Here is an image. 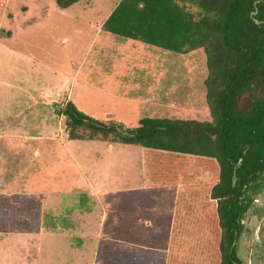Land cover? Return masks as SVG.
I'll use <instances>...</instances> for the list:
<instances>
[{"label": "rangeland", "instance_id": "rangeland-1", "mask_svg": "<svg viewBox=\"0 0 264 264\" xmlns=\"http://www.w3.org/2000/svg\"><path fill=\"white\" fill-rule=\"evenodd\" d=\"M117 1L60 10L55 0H0V212L14 217L0 226V264H97L101 238L204 263L200 208L176 207L179 188L147 182L140 147L70 140L52 103L128 128L146 116L209 120L202 53L107 35Z\"/></svg>", "mask_w": 264, "mask_h": 264}, {"label": "trees", "instance_id": "trees-1", "mask_svg": "<svg viewBox=\"0 0 264 264\" xmlns=\"http://www.w3.org/2000/svg\"><path fill=\"white\" fill-rule=\"evenodd\" d=\"M82 1L55 4L67 10ZM102 28L172 56L200 51L206 69L200 88L209 120L146 116L128 128L85 115L68 101L60 110L55 107L66 117L68 138L140 147L147 182L179 188L176 207L200 208L202 216L194 220L205 235L203 264H237L231 246L235 184L254 164L264 167V0H118ZM202 172L210 176L207 184L199 180ZM33 215L31 230L39 233L41 210ZM13 219L0 212V226ZM95 261L180 264L170 252L105 238L97 244Z\"/></svg>", "mask_w": 264, "mask_h": 264}, {"label": "flooded vegetation", "instance_id": "flooded-vegetation-1", "mask_svg": "<svg viewBox=\"0 0 264 264\" xmlns=\"http://www.w3.org/2000/svg\"><path fill=\"white\" fill-rule=\"evenodd\" d=\"M246 172L235 184L238 207L231 246L237 264H264V167L254 164Z\"/></svg>", "mask_w": 264, "mask_h": 264}, {"label": "water", "instance_id": "water-1", "mask_svg": "<svg viewBox=\"0 0 264 264\" xmlns=\"http://www.w3.org/2000/svg\"><path fill=\"white\" fill-rule=\"evenodd\" d=\"M254 14H256V12ZM256 23H259V22H256ZM52 103L58 110L61 109V105L58 102L53 101Z\"/></svg>", "mask_w": 264, "mask_h": 264}, {"label": "crops", "instance_id": "crops-1", "mask_svg": "<svg viewBox=\"0 0 264 264\" xmlns=\"http://www.w3.org/2000/svg\"><path fill=\"white\" fill-rule=\"evenodd\" d=\"M69 100H67L66 102H68Z\"/></svg>", "mask_w": 264, "mask_h": 264}]
</instances>
